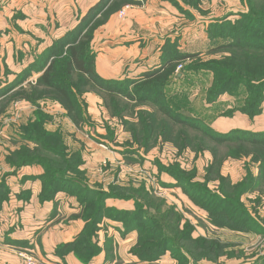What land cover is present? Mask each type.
<instances>
[{"label": "rangeland", "instance_id": "obj_1", "mask_svg": "<svg viewBox=\"0 0 264 264\" xmlns=\"http://www.w3.org/2000/svg\"><path fill=\"white\" fill-rule=\"evenodd\" d=\"M244 14L248 15L247 19ZM258 16H264V0H251L249 8L232 20L227 16L222 21L218 20L221 17L213 19L211 24H216L217 35L211 38L214 42L210 48L194 54L193 58L176 60L175 67L167 68L164 73V86L151 92L142 103L137 101L140 97L136 92L133 100L106 97L111 111L104 117L105 114H99V107H90L98 99L97 94L86 96L85 93L76 104L85 120L79 125L74 124L57 100L41 99L40 108L35 107L45 116L40 117L44 127L58 119L59 128L54 133L60 137V127L65 121L74 124L72 133L66 131L72 134V155H77L76 159L82 156L87 142L112 153L115 149L131 151L123 154L119 162L109 159L102 162L103 176L108 171L117 175L119 169V184H115L110 173L109 182L100 177L93 183L84 169L74 175L80 181L84 178L86 187L101 190L103 196L119 188V194L106 200L129 202L133 207H111L104 210V215L105 219L120 223L124 233L134 215L141 214L134 230L136 238L115 245L110 241L108 250L113 251L108 264H264V144L250 142V139H264V128H253L260 125L256 119L264 107L261 102L264 87L257 85L264 79V49L256 51L253 41L257 40V34L264 41V24L249 26L245 33L241 31L244 25L252 23L250 17ZM103 18L98 21L93 17L90 22L97 24ZM223 31L230 36H221ZM235 33L243 40L241 48H220ZM63 68L57 64L59 78H63ZM155 68H149L146 73ZM226 77L234 78L220 92ZM127 83L140 88L145 82ZM166 102L174 111L195 118L197 122L192 123L214 131L225 128L218 132L233 133L229 134L232 141L219 145L202 132L171 122L159 111ZM145 141L150 143L144 144ZM4 196V192L0 193V198ZM8 197L0 201V207ZM92 197L98 199V191ZM20 248L23 264H28L26 257H34L42 264L32 249Z\"/></svg>", "mask_w": 264, "mask_h": 264}, {"label": "crops", "instance_id": "obj_2", "mask_svg": "<svg viewBox=\"0 0 264 264\" xmlns=\"http://www.w3.org/2000/svg\"><path fill=\"white\" fill-rule=\"evenodd\" d=\"M99 2L0 0V32L4 33L0 36V182H5L9 188V197L1 205L0 212V264H23L19 255L20 247L32 249L42 264H108L112 261L110 255L113 250H108L111 242L115 245L121 243V240L136 238L134 230L124 233L120 223L104 217L91 236L100 252L86 262L72 247L84 235L87 226V220L81 216L83 207L76 197L66 191H59L51 199H41L44 167L40 164L17 167L9 161L10 156L23 146H35L34 142L25 139L23 129L37 119L41 100L31 103L19 98L13 103L5 102V99L19 88L35 83L41 73L34 65L40 63L44 51L58 38L73 30L79 17L86 15ZM127 5L126 14L120 16V11ZM247 8L248 0L125 2L111 12L94 31L92 48L96 54V72L107 80L141 82L146 70L160 66L169 54L206 52L211 42H214L210 34L216 25L211 24L213 19L221 17L218 20L222 21L227 16L232 20V17L239 16ZM104 11V8L98 10L96 19ZM30 67V73L25 74ZM19 80L24 81L18 84ZM94 94L86 93V96ZM96 96L98 99L94 103L92 101L90 107H99V114H105L106 117L109 112L104 108L101 98ZM256 120L260 125L253 128L263 129L264 107ZM59 124L55 118L45 128L54 132ZM73 128L71 121H65L60 127L61 138L65 141L69 155H72L73 150L72 134L68 135L66 130L72 133ZM218 130L226 129L218 127ZM79 138L85 140V137ZM114 152L87 142L82 152L84 160L80 169L86 170L92 183L100 180V177L108 181L110 173L115 184H119L121 174L118 168L117 175L114 171H108L105 177L100 169L106 159L116 162L121 160L124 152L117 149ZM111 167L114 168V164ZM106 207L130 209L133 206L125 201L106 200ZM6 241L14 244L10 245Z\"/></svg>", "mask_w": 264, "mask_h": 264}, {"label": "trees", "instance_id": "obj_3", "mask_svg": "<svg viewBox=\"0 0 264 264\" xmlns=\"http://www.w3.org/2000/svg\"><path fill=\"white\" fill-rule=\"evenodd\" d=\"M128 1L100 0L96 7L89 10L86 15L79 17L77 26L73 30L64 34L62 37L58 38L54 44L49 49L45 50L41 55L40 63L34 65V68L41 73L35 83L31 82L27 86L21 87L15 92L11 93L9 97L6 98L8 99V102L11 101V99L21 98L30 101L31 103H38V101L41 99L45 100L46 98H51L59 101L66 108L68 116L71 118L74 124L79 125L85 120L83 113L77 108L76 104L78 103V98L84 96V94L87 92H93L102 97L101 99L110 113L111 109L109 108V104H107L106 97L115 99L119 96H123L127 99L129 98L133 100L136 96L134 92H136L140 97L137 99V101L142 103L146 100L145 97H150L151 92H154L159 87L164 86L163 79L167 68L173 69L175 64H177L176 60L180 61L193 58L195 56L194 54H169L170 56H167L168 58H166L159 67H156L152 72L145 74L143 81H141L139 84L143 82L145 83H143L140 88H130L129 83H127L129 80L119 81L113 79H104L96 72V54L92 48L94 31L97 26L103 23V21L111 12L117 10L119 5L122 6ZM250 2L251 0H248V4H250ZM103 8L105 11L101 15L104 16L102 21L100 19V22H97V24H92L90 19L93 17L96 18L98 10ZM242 16L246 17V19L248 18L247 14ZM250 18L252 22L250 25L246 24L243 26L242 24L244 23H239L243 26L241 31H244V33L248 32V28L253 25L259 26L258 24H264V16H258L257 19H254V17ZM233 28L240 29L241 26L234 25ZM213 29L214 30H212L210 33L212 37L217 35V26L215 25ZM223 30H225V28H223ZM237 34L238 33L232 35L229 41H224V43L220 45V48H229L234 50L240 49L243 44V40ZM227 35L230 36V34H227L226 31H223L221 34L223 37H226ZM260 35L261 34H257L256 36V39L259 41H253L255 43L253 47L256 51L264 49V41H260V39H258L261 37ZM247 41H250L249 37H247ZM253 56L256 58L254 53ZM50 58L52 59L48 63ZM58 63L62 64L64 67V74H61L63 75V78H59L60 76L57 71ZM31 67L25 71V74L30 73ZM60 67L62 66L60 65ZM71 78L74 80L76 79V81L73 83V79ZM233 78L234 77H226L223 79L225 82L221 83L222 89H220V92L230 86ZM23 81L19 80L18 84L22 83ZM239 81L240 83H244L242 80ZM131 83L134 85V81H131ZM123 84L125 86H123ZM246 84H248L247 81ZM257 85L264 87V79L259 81ZM10 89L11 87L7 91L9 92ZM1 94H4V92H1ZM261 102H264V98L261 99ZM159 111L171 122L180 124L186 129L202 132L210 140L216 142L219 145L229 143L233 139V137L229 135L233 133H222L214 131L213 129H209L208 127L204 128L200 124L192 123L195 118L174 111L167 102L166 104L160 105ZM37 115L38 117L35 122L28 124L23 129L25 139L30 142H34L35 146L33 148L28 146V144L23 146L10 156L9 161L17 167L32 164H40L44 167V190L41 194L42 199H51L59 191H66L77 198L83 207L81 216L87 220V226L84 235L76 240L77 242L74 243L72 247L80 254L83 260L89 262L100 252V249L91 239V236L96 232L98 223L105 217L104 210L108 209V207H106V197L119 194V188L116 187V190L108 193L109 195L103 196V194L100 193L102 192L101 190L92 189L90 186L86 187L83 185L85 183L84 178L82 181L77 180L74 175L81 173V154L77 159V155H69L60 135L50 132L44 127L43 120L40 119L41 116H44L41 114V112L38 111ZM112 116L115 115L112 114ZM254 135L256 137L261 136V134L258 133ZM258 140L250 139V142L264 144V139L262 141ZM143 143L149 144L150 142L145 141ZM123 152L124 154H130L131 151L125 150ZM95 191H98V199H94L92 197V194H95ZM3 192L5 193V196H9L8 186L5 182H0V193ZM4 198H0V201ZM140 216L141 214L134 215V220L129 222L128 228L126 229L127 231L137 229L136 226L140 223ZM144 225V229L147 230V225ZM88 248L90 249L88 250ZM89 252H91V254L89 257H87Z\"/></svg>", "mask_w": 264, "mask_h": 264}, {"label": "built area", "instance_id": "obj_4", "mask_svg": "<svg viewBox=\"0 0 264 264\" xmlns=\"http://www.w3.org/2000/svg\"><path fill=\"white\" fill-rule=\"evenodd\" d=\"M140 1H142V0H140ZM127 7H129V6L127 5L125 9H122L120 11V16H123L126 14ZM26 259L28 261V264H39V262L34 257L33 258L32 257H26Z\"/></svg>", "mask_w": 264, "mask_h": 264}]
</instances>
